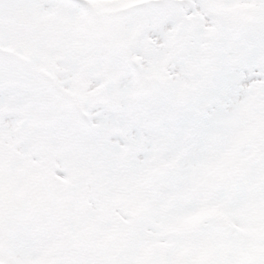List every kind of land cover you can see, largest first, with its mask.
Returning a JSON list of instances; mask_svg holds the SVG:
<instances>
[{
	"label": "snow or ice",
	"instance_id": "1",
	"mask_svg": "<svg viewBox=\"0 0 264 264\" xmlns=\"http://www.w3.org/2000/svg\"><path fill=\"white\" fill-rule=\"evenodd\" d=\"M0 264H264V0H0Z\"/></svg>",
	"mask_w": 264,
	"mask_h": 264
}]
</instances>
